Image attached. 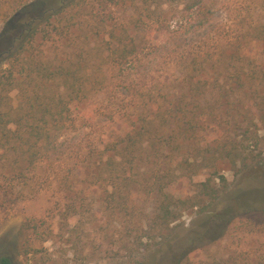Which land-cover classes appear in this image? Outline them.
Masks as SVG:
<instances>
[{"label":"rangeland","instance_id":"1","mask_svg":"<svg viewBox=\"0 0 264 264\" xmlns=\"http://www.w3.org/2000/svg\"><path fill=\"white\" fill-rule=\"evenodd\" d=\"M197 1V5L187 0L179 6L164 4L161 12L168 31L163 34L150 23L140 26L139 55L121 71L109 56V31L116 24L133 34L140 0L109 4L84 0L52 15L51 23L40 27L35 43L28 45V68L21 58L15 61V70L24 77L1 110L12 120L35 113L39 119L45 114L39 105L58 104L67 96L61 94L59 80L40 84L34 76H26L33 75L37 63L52 68L80 64L87 77L91 74L87 82L91 92L87 103L67 111L69 120L58 148L49 158L41 154L35 168L26 164L21 174L11 175L9 165L16 166V159L9 164L0 155V258H9L12 264H146L151 258L156 264H264V210L238 211L223 237L215 240L219 233L213 231L195 248L189 241L205 231L196 225L200 209L177 212V219L167 224L157 218L156 210L168 202L166 193L174 195L173 201L192 192L190 187L192 195L197 194L195 186L205 181L210 170L205 165L213 163L227 179V194L220 199L222 204L206 205V212L236 206L237 200L264 203V123L259 114L249 112L258 107L249 97L232 95L226 101L237 105V113H224L212 124H203L190 144L177 142L176 123L166 132L158 118L152 128L156 134L146 137L127 158L121 159L114 150L127 128L121 119L124 113L130 117L145 108L150 115L156 109L152 103L168 91L186 93L183 79L191 56L185 59L183 54L213 52L217 42L222 45L237 37L241 26L264 18V0H204L210 10L207 16ZM34 14L22 8L7 20L0 19V53L11 47L22 24ZM104 22L108 23L104 44L89 45L95 26ZM66 38L73 40L64 42ZM8 60L0 59V72L10 67ZM217 143L237 148V157L232 154L236 160H218L213 150ZM26 151L27 146L20 151L23 161L28 158ZM231 194L237 198L234 204L224 202ZM189 249L187 260L174 262Z\"/></svg>","mask_w":264,"mask_h":264},{"label":"trees","instance_id":"2","mask_svg":"<svg viewBox=\"0 0 264 264\" xmlns=\"http://www.w3.org/2000/svg\"><path fill=\"white\" fill-rule=\"evenodd\" d=\"M96 3H115L117 0H96ZM142 2L138 11L140 16L134 23L133 34L126 30H122L119 25H112L113 27L109 31V40L106 45L109 56L112 59L115 68L118 70L123 69L127 65H131L135 58L139 55L140 45L138 41V33L140 26L148 27L149 23L151 27H157V33L163 34L164 31H168V26L165 25L167 21L163 17L165 12H161L164 4H182L183 0H140ZM196 0H187L188 3ZM84 3V0H0V19L7 20L8 17L15 13L17 10L26 8L35 13L28 21L24 22L21 26V31L18 36L14 37L12 45L5 52L0 53V59L4 56L8 57V61L11 63L10 67L5 71L0 72V106L4 104L5 100L10 98L9 94L14 90H17V85L23 79L22 72L15 70V61H19L21 58L27 62L31 58L30 48L28 45H33L36 38L39 35L40 27L45 23H51L52 15H57L65 12L73 4ZM198 6L204 7L202 11L207 16L210 13L208 7L204 4V0H199ZM81 5V4H80ZM194 6V5H193ZM192 8L187 7L186 9ZM157 16L158 21L153 20V17ZM144 19H148V23H145ZM152 20V21H151ZM48 21V22H47ZM108 23H99L95 28L97 29L91 38H88V44L92 42L101 41L104 44L105 33L107 32ZM167 26V27H166ZM82 30V28H81ZM240 33L237 37L224 41L222 45L217 42L214 51L206 53H198L196 55H184L186 59L191 56L188 65L187 74L183 81L186 82L184 88L186 93L179 91H168L165 97L157 98L152 106H155V111L151 110V114L148 115L147 111L138 110V112H132L129 115L124 113L122 120L127 124V128L120 135L118 145L114 147V150H118V154L121 159H125L128 153H132L137 147H142L144 139L151 138L156 132L152 130L155 125V121L159 118L160 126H164V131L167 132L172 128V124L176 123L179 130L180 140L177 139L179 144H190V140L193 139V135L198 132L199 129L204 128L205 123H213L218 119V116L222 117V114L227 113L232 115L237 113V105L233 106V103L229 104L228 99L234 95V98L249 97L250 101L256 103L255 109H249L250 113L259 114V118L264 123V18L259 21H253L247 26H241ZM170 33V32H169ZM73 39H63L64 42L72 41ZM90 41V42H89ZM141 44V43H140ZM21 60V61H22ZM17 61V63H18ZM181 61L186 62L181 59ZM1 65V64H0ZM37 68L34 70L33 75L27 73V77L32 78L40 83H49L51 81L59 80L63 84L62 102L54 105H39L38 109L43 110L45 113L39 119L35 114L31 118L21 117L12 120L11 116L4 113L0 108V155L3 156V160L9 162L10 159H16V166L9 165L11 175L21 174L23 166H29L35 168L36 164L41 160V154L44 158H49L51 153L59 146V140L62 138L65 124L69 120L67 115L72 108L75 110L77 107L82 106L88 102L89 93L91 90L87 85L90 81V77H87L80 64L74 66L63 64L62 67H48L41 63H37ZM66 65V66H65ZM28 72V71H27ZM18 83V84H17ZM183 88V89H184ZM160 89V88H159ZM3 91L6 94H3ZM64 97V98H63ZM68 99L64 103L65 99ZM66 99V100H67ZM186 99H190V103H186ZM71 102L77 101L75 106L70 105ZM211 101H215L213 105H210ZM72 106V107H71ZM84 107V106H83ZM53 110L56 112L53 113ZM148 116V118H147ZM71 122L74 119H70ZM237 123V122H236ZM240 125H238L239 127ZM27 127V129H25ZM156 134V133H155ZM190 142V143H189ZM236 139L233 138L231 143H235ZM111 142L107 143L109 147ZM8 145V150L5 152L4 148ZM27 146L26 153L28 158L26 161L21 159L20 151ZM229 144L221 145L217 143L213 147L215 153H218L220 158L218 160H236L237 148L229 149ZM11 148L14 151L11 153ZM45 148V155L42 153V149ZM10 154V156H9ZM236 157H233V155ZM18 158L20 160H18ZM185 163L192 169L193 165L189 160L185 159ZM183 167V163H180ZM210 169L207 172L205 181L195 186L197 194H193V187H190L192 192L187 195H180L175 201H173L174 195H164L167 198V203H160L158 205V217L163 223H171L177 219V212L184 213L186 211H193L194 209H200L198 211L201 216L196 222V225L201 229H205L203 233H197L195 238L189 241L190 246L195 248L196 243H200L204 236L210 235L213 231L218 232L219 235L215 237L220 239L225 234L226 228L231 223L233 218L237 216L238 211L243 210L249 212L260 208L264 210V203L258 202H238L236 206L223 207L220 212L211 211L206 212L205 206H214V204H222L220 201L224 194H227L226 183L227 179L218 173L215 163L211 167L205 165ZM215 166V167H214ZM198 167H202L199 165ZM197 174V173H195ZM218 179V180H217ZM216 181H219L217 183ZM192 186V185H191ZM164 194V193H163ZM228 196V195H227ZM235 196L229 195L224 199V202H234ZM237 199V198H236ZM235 199V200H236ZM159 200V199H158ZM206 202L205 204H203ZM240 202V203H239ZM174 204V205H173ZM203 204V206H202ZM234 204V203H232ZM224 205V204H223ZM176 206V210L174 207ZM216 226H221L220 230H216ZM217 228V227H216ZM190 254V249L186 252L177 255L175 258L176 263H182L187 260ZM154 257V256H153ZM0 264H12L9 258H0ZM146 264H156L154 258H151Z\"/></svg>","mask_w":264,"mask_h":264}]
</instances>
